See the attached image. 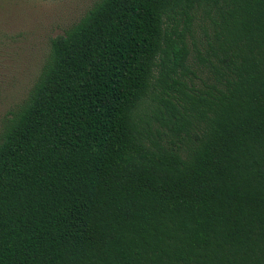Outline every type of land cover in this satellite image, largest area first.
I'll use <instances>...</instances> for the list:
<instances>
[{
  "label": "trees",
  "instance_id": "trees-1",
  "mask_svg": "<svg viewBox=\"0 0 264 264\" xmlns=\"http://www.w3.org/2000/svg\"><path fill=\"white\" fill-rule=\"evenodd\" d=\"M0 264H264V0H99L0 130Z\"/></svg>",
  "mask_w": 264,
  "mask_h": 264
},
{
  "label": "rangeland",
  "instance_id": "rangeland-1",
  "mask_svg": "<svg viewBox=\"0 0 264 264\" xmlns=\"http://www.w3.org/2000/svg\"><path fill=\"white\" fill-rule=\"evenodd\" d=\"M99 0H0V130L22 104L50 52Z\"/></svg>",
  "mask_w": 264,
  "mask_h": 264
}]
</instances>
